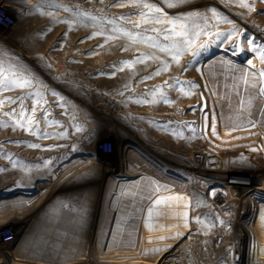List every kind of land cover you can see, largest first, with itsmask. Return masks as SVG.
<instances>
[{
  "label": "rangeland",
  "instance_id": "1",
  "mask_svg": "<svg viewBox=\"0 0 264 264\" xmlns=\"http://www.w3.org/2000/svg\"><path fill=\"white\" fill-rule=\"evenodd\" d=\"M169 2L3 0L0 264H235L231 179L264 187V0ZM169 20L198 55L176 62Z\"/></svg>",
  "mask_w": 264,
  "mask_h": 264
},
{
  "label": "bare ground",
  "instance_id": "2",
  "mask_svg": "<svg viewBox=\"0 0 264 264\" xmlns=\"http://www.w3.org/2000/svg\"><path fill=\"white\" fill-rule=\"evenodd\" d=\"M0 2H2V0H0ZM106 106L108 108L110 105ZM228 179L231 178L229 177ZM231 180H233L231 182H236L237 185V190L234 193L233 197H235L239 201L245 200V202H248V196H250V194L255 190L264 192V187H258L260 186L261 180H251L243 175H239V177H237L236 179ZM218 181L219 180H214L213 182ZM245 202L243 201V204H240L243 206H241V209L236 213L237 219L235 231L236 235L238 236V240L236 239L238 253L236 254L238 255V257L234 262L235 264H245V258H248L251 260H257L259 264H264V208H253L248 204L244 205ZM256 212H258V215H256ZM248 214H250L251 216L249 217ZM144 251L146 250L144 249ZM247 263L249 264V260H247Z\"/></svg>",
  "mask_w": 264,
  "mask_h": 264
},
{
  "label": "snow or ice",
  "instance_id": "3",
  "mask_svg": "<svg viewBox=\"0 0 264 264\" xmlns=\"http://www.w3.org/2000/svg\"><path fill=\"white\" fill-rule=\"evenodd\" d=\"M186 3H188V0H173V2L168 3V7H176L178 5L186 4ZM241 6L248 8L249 11H255L254 7L250 4L241 3ZM143 7L152 9V6L147 5V4L143 5ZM154 11L155 12H161L162 10L160 8H155ZM210 11L212 12V16L214 18H218V13L216 12L215 9H210ZM190 15H196V16H200L203 19H208V16L206 13H192ZM157 22L159 23L161 21L157 20ZM167 22L172 25V28L170 30L171 34L175 37L181 38L178 43H174L172 45V50H174V52H175L174 59L176 60V62L177 63L179 62L180 55H182L183 53L188 52V51H191L193 56L198 55L200 49L203 48L204 45L201 44L200 48H194V45L196 44V41L201 38L202 33L199 31H196L193 34H189L185 25H183V24L180 25V31H177L175 21L169 20ZM222 35L224 36L225 40L231 41V43L229 45L230 47L231 46H238L237 41L232 39L233 35H235L234 32H229L227 35H225L224 33H217L216 37L219 38ZM165 39H169V37H165ZM249 43H252V42L249 41ZM249 63H251V61ZM0 71H2V70H0ZM261 75H264V72H261ZM13 83L15 84L16 87L24 88L26 86L31 85L32 80L25 78L23 75H21L18 79L14 80ZM261 91H264V89H262ZM35 146L39 147L38 145H35Z\"/></svg>",
  "mask_w": 264,
  "mask_h": 264
},
{
  "label": "built area",
  "instance_id": "4",
  "mask_svg": "<svg viewBox=\"0 0 264 264\" xmlns=\"http://www.w3.org/2000/svg\"><path fill=\"white\" fill-rule=\"evenodd\" d=\"M2 2H3V0H2ZM2 2H0V30H6L14 24L15 20H14L13 15H11L5 11V8H4L5 4ZM106 108H107V106H106ZM111 146H112V144L110 141H104L98 146V148H100L101 150H105L107 147L111 148ZM209 159L214 160L215 158H208L207 160H209ZM1 236L3 238L5 237L4 232L0 233V238H1ZM12 237H13V233L11 232L8 235V237H5L4 239L12 240Z\"/></svg>",
  "mask_w": 264,
  "mask_h": 264
},
{
  "label": "crops",
  "instance_id": "5",
  "mask_svg": "<svg viewBox=\"0 0 264 264\" xmlns=\"http://www.w3.org/2000/svg\"><path fill=\"white\" fill-rule=\"evenodd\" d=\"M104 155L108 156L109 154H104ZM94 163H95L96 167L101 165L100 161H94ZM63 177L65 178V174L63 175ZM114 179L116 180L117 178L115 177ZM115 193L116 194H121V195H123V194L128 195L130 192H129V190H125V191H120V192L116 191Z\"/></svg>",
  "mask_w": 264,
  "mask_h": 264
}]
</instances>
